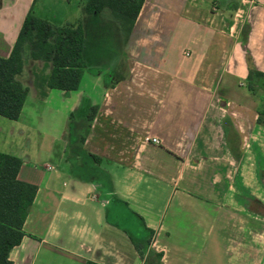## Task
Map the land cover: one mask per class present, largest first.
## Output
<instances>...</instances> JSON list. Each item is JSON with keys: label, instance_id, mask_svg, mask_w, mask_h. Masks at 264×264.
Returning <instances> with one entry per match:
<instances>
[{"label": "crops", "instance_id": "obj_1", "mask_svg": "<svg viewBox=\"0 0 264 264\" xmlns=\"http://www.w3.org/2000/svg\"><path fill=\"white\" fill-rule=\"evenodd\" d=\"M86 1L0 0V57L29 12L86 38L77 90L49 88L52 64L27 47L21 115H0V153L37 187L12 264H264V124L247 87L264 73V0H145L126 42ZM88 20L119 48L91 40L89 58Z\"/></svg>", "mask_w": 264, "mask_h": 264}, {"label": "trees", "instance_id": "obj_2", "mask_svg": "<svg viewBox=\"0 0 264 264\" xmlns=\"http://www.w3.org/2000/svg\"><path fill=\"white\" fill-rule=\"evenodd\" d=\"M144 1L87 0L84 9L87 15L109 14L120 25L126 42ZM85 45V31L81 22L54 25L29 12L11 55L8 58L0 57V115L11 120H17L21 115L29 92L19 79L24 70L27 47L31 59L52 64L49 88L75 91L87 67ZM256 81L264 82V73L251 68L247 87L258 96ZM95 111L93 109V114ZM259 114V123L264 124V113L260 111ZM21 166L20 158L0 153V264H12L10 252L23 240L24 224L37 193L35 185L19 179ZM86 264L98 263L88 261Z\"/></svg>", "mask_w": 264, "mask_h": 264}, {"label": "rangeland", "instance_id": "obj_3", "mask_svg": "<svg viewBox=\"0 0 264 264\" xmlns=\"http://www.w3.org/2000/svg\"><path fill=\"white\" fill-rule=\"evenodd\" d=\"M109 19L113 21L112 18ZM85 24H86L87 37L90 42V48L88 51L89 58L93 56V52L95 51V49L92 47L91 40L103 41L105 44L108 43V45H111L112 41H114L112 44L113 48H117V49L119 48L120 40L118 36L120 34L118 35V33L115 31V28L108 25L106 26L103 25L104 27L102 26V29L100 30L97 28L95 24H92V22L89 20ZM256 89L258 93L257 98L260 101V111L264 113V82L256 81ZM263 121H264V116H263ZM146 253H148V248L146 249Z\"/></svg>", "mask_w": 264, "mask_h": 264}, {"label": "built area", "instance_id": "obj_4", "mask_svg": "<svg viewBox=\"0 0 264 264\" xmlns=\"http://www.w3.org/2000/svg\"><path fill=\"white\" fill-rule=\"evenodd\" d=\"M152 141H153V143H155V144H158V143H159V140H158L157 138H154ZM49 168H51V167H49Z\"/></svg>", "mask_w": 264, "mask_h": 264}]
</instances>
